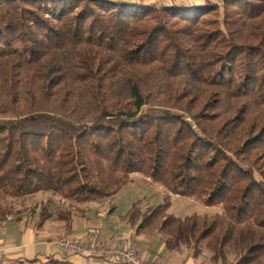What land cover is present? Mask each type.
Masks as SVG:
<instances>
[{
    "label": "trees",
    "instance_id": "obj_1",
    "mask_svg": "<svg viewBox=\"0 0 264 264\" xmlns=\"http://www.w3.org/2000/svg\"><path fill=\"white\" fill-rule=\"evenodd\" d=\"M134 174L166 191L123 216L138 232L264 264V0H0V196L102 202ZM172 195L222 212L176 217Z\"/></svg>",
    "mask_w": 264,
    "mask_h": 264
},
{
    "label": "crops",
    "instance_id": "obj_2",
    "mask_svg": "<svg viewBox=\"0 0 264 264\" xmlns=\"http://www.w3.org/2000/svg\"><path fill=\"white\" fill-rule=\"evenodd\" d=\"M104 1L146 6L191 8L217 4L223 0ZM162 189L165 191L164 188ZM164 194H166V191ZM174 197L178 196H171V198ZM194 203L199 205L202 202L194 201ZM79 205H81L80 208H75L72 211L74 216L70 229H67L66 222L60 219L58 213L53 212L54 210L52 211V217L46 221L40 230L35 228L39 220L37 215L22 214L0 223V264L18 260H38L41 263H48L49 260L55 261L48 264H111V262L100 258L70 254L58 248L57 243L63 238L88 240L94 228L100 229L102 244L112 243L124 247L134 245L144 261H156L160 264H212L210 254L207 251L199 258H194L187 247H182L178 251H168L161 235L138 232L136 227L123 219V216L128 213L133 204L124 212L116 208L113 199L102 202L88 201L77 204V206ZM203 206L206 207L204 204ZM112 208L113 211H111ZM212 209H218L217 213L222 212L221 207H212L208 211H212Z\"/></svg>",
    "mask_w": 264,
    "mask_h": 264
},
{
    "label": "rangeland",
    "instance_id": "obj_3",
    "mask_svg": "<svg viewBox=\"0 0 264 264\" xmlns=\"http://www.w3.org/2000/svg\"><path fill=\"white\" fill-rule=\"evenodd\" d=\"M196 13V11H194ZM165 191L160 185L152 182L139 174H134L127 186H125L114 198L113 203L116 208L124 212L132 204L139 203L142 209L148 206L160 205L165 201ZM171 206L169 213L176 217L184 218L193 214L198 215H213L218 209L206 208L203 204L194 203L191 199L185 197L171 198ZM72 204L67 200L62 199L59 195L52 193H39L33 196L24 198H2L0 196V208H8L20 215L26 214L37 217L45 210L58 213L60 210L74 211L75 208H80L81 205ZM144 209V210H145ZM207 251V250H206ZM210 256L211 252L207 251Z\"/></svg>",
    "mask_w": 264,
    "mask_h": 264
},
{
    "label": "built area",
    "instance_id": "obj_4",
    "mask_svg": "<svg viewBox=\"0 0 264 264\" xmlns=\"http://www.w3.org/2000/svg\"><path fill=\"white\" fill-rule=\"evenodd\" d=\"M58 248L70 254L100 258L111 264H160L156 261H144L138 254L136 246H121L101 243V231L94 228L88 240L60 239Z\"/></svg>",
    "mask_w": 264,
    "mask_h": 264
}]
</instances>
